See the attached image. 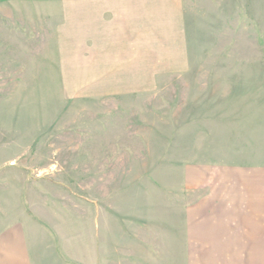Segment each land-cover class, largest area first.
Listing matches in <instances>:
<instances>
[{
    "label": "rangeland",
    "instance_id": "rangeland-1",
    "mask_svg": "<svg viewBox=\"0 0 264 264\" xmlns=\"http://www.w3.org/2000/svg\"><path fill=\"white\" fill-rule=\"evenodd\" d=\"M93 6L0 0V185L33 260L264 264V0L115 30Z\"/></svg>",
    "mask_w": 264,
    "mask_h": 264
},
{
    "label": "crops",
    "instance_id": "crops-1",
    "mask_svg": "<svg viewBox=\"0 0 264 264\" xmlns=\"http://www.w3.org/2000/svg\"><path fill=\"white\" fill-rule=\"evenodd\" d=\"M159 2L160 0H93L94 25L98 27L101 16L114 12V30L120 27L118 20L126 21L121 25L126 28V24L129 25L136 19H149V4ZM4 179L5 171L0 172V181ZM20 194L19 188L0 185V264H36L31 256L32 248L27 243L25 229V223L36 222L22 213Z\"/></svg>",
    "mask_w": 264,
    "mask_h": 264
}]
</instances>
